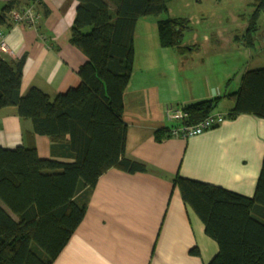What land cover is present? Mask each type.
Returning <instances> with one entry per match:
<instances>
[{"label":"trees","instance_id":"1","mask_svg":"<svg viewBox=\"0 0 264 264\" xmlns=\"http://www.w3.org/2000/svg\"><path fill=\"white\" fill-rule=\"evenodd\" d=\"M76 1L69 42L86 57L76 86L53 98L36 87L21 94L25 57L0 55V109L16 107L21 119L31 121V133L48 137L51 144L50 158L40 157L33 142L13 149L0 146V264H52L81 222L101 174L111 168L147 170L125 155L123 94L133 71L137 21L166 12L173 0ZM251 6L245 30L233 37L250 47L261 32L264 0ZM28 9L39 29L49 13L42 0H7L0 5V26L11 28L13 12ZM188 23L178 17L157 20L160 47L184 53ZM224 96L233 101L229 118L250 114L264 119V66L244 71L238 87ZM218 99L184 106L187 116L170 120L173 125L156 131L155 140L215 115L211 112ZM176 181L183 200L217 244L207 264H264V152L250 196L181 176Z\"/></svg>","mask_w":264,"mask_h":264},{"label":"crops","instance_id":"2","mask_svg":"<svg viewBox=\"0 0 264 264\" xmlns=\"http://www.w3.org/2000/svg\"><path fill=\"white\" fill-rule=\"evenodd\" d=\"M6 1L0 0V5ZM42 1L49 13L42 16L39 29L26 24L0 26L8 47L0 55L15 60L25 57L21 94L36 87L53 98L79 83L78 69L86 57L69 42L77 1ZM170 10L168 5V18L191 20ZM153 17H142L143 23L152 25L155 20L144 19ZM241 26L236 30L244 31L246 23ZM154 35L155 50L150 51L154 63L143 70L134 56L123 94L125 155L147 170L128 173L111 168L101 174L81 222L52 264H207L217 244L183 200L176 178L219 185L247 196L254 191L264 152V119L250 114L229 118L233 101L224 94L236 89L242 73L259 67L261 59L254 61L250 46L233 37L221 41L216 31L201 34L189 26L183 34L182 54L160 47ZM227 46L239 53L237 60L226 61L227 52L218 58L231 68L226 71L206 62L209 55ZM214 98L219 99L211 113L225 115L217 127L189 137L155 140L156 131L173 125L166 116L167 107L183 108ZM31 132V121L21 119L16 107L0 109L1 147L13 149L33 142L40 157L50 158L49 138Z\"/></svg>","mask_w":264,"mask_h":264},{"label":"rangeland","instance_id":"3","mask_svg":"<svg viewBox=\"0 0 264 264\" xmlns=\"http://www.w3.org/2000/svg\"><path fill=\"white\" fill-rule=\"evenodd\" d=\"M186 1L190 3V6H186ZM253 1L254 0H173L169 3V7L171 8L170 13L183 14L181 16L187 18L191 16L189 26L194 29V31L198 30L201 34H211L216 31L217 34L221 35V38H219L221 41L225 40L228 42L229 39L235 37L236 34L240 35V32L236 29H241V25L246 23L247 16H249L252 11L251 4ZM168 15L169 14L166 11L156 17L144 19L155 20L152 22V25L144 24L143 18L137 21V35L135 38L133 36L136 66L137 63L140 64L141 62L142 69L144 67V69H146L151 67L152 63H154L155 58L150 54L152 53L150 51L155 50V44L154 42L152 43V40L154 41L156 36L154 33H157L156 21L168 18ZM258 24L259 29L261 30V37H258V40H256L254 48L250 47V51L251 53L253 52L254 61L260 58V61L262 62L261 65L264 66V11L259 17ZM27 26L29 25L27 24ZM223 49L227 50L219 51L214 55H209V57L206 58V62L212 66V63L215 62V66L223 67L227 71L231 66L220 62V58H218L220 57V53L227 52L225 56L226 61L229 59L237 60L239 53L232 52L233 49L231 50V46H227ZM232 83L235 85V82Z\"/></svg>","mask_w":264,"mask_h":264},{"label":"built area","instance_id":"4","mask_svg":"<svg viewBox=\"0 0 264 264\" xmlns=\"http://www.w3.org/2000/svg\"><path fill=\"white\" fill-rule=\"evenodd\" d=\"M32 11L28 9L23 13H17L16 11L12 14V19L15 24H22L23 22L28 25H33L35 20L31 15ZM14 24V25H15ZM0 50L3 52H8V47L4 39V34L0 32ZM166 115L169 120H180L187 116V113L182 108L167 107ZM224 118L220 114H215L204 118L202 121L191 124V125H181L178 129H172V137H189L193 135H198L204 131L212 128L215 124H220L223 122Z\"/></svg>","mask_w":264,"mask_h":264}]
</instances>
